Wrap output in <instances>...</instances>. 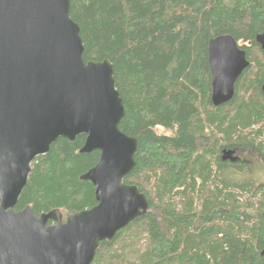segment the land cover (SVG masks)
Here are the masks:
<instances>
[{"label":"trees","instance_id":"trees-1","mask_svg":"<svg viewBox=\"0 0 264 264\" xmlns=\"http://www.w3.org/2000/svg\"><path fill=\"white\" fill-rule=\"evenodd\" d=\"M85 62L108 60L125 114L118 128L137 141L123 183L148 209L99 243L91 264H264V0H69ZM230 35L248 68L233 99L210 101L208 41ZM85 135L57 139L31 163L15 210L63 217L96 205L81 181L99 152L80 154Z\"/></svg>","mask_w":264,"mask_h":264},{"label":"water","instance_id":"water-1","mask_svg":"<svg viewBox=\"0 0 264 264\" xmlns=\"http://www.w3.org/2000/svg\"><path fill=\"white\" fill-rule=\"evenodd\" d=\"M69 7V0H0V264H91L100 242L148 209L145 195L123 183L137 141L118 128L125 110L112 65L84 61ZM255 42L264 52V32ZM207 62L210 101L219 107L233 99L249 63L230 35L208 41ZM80 135V154L99 152L80 176L93 186L96 205L66 217L57 209L39 216L15 210L34 159L57 139ZM234 154L224 151L222 159L235 162Z\"/></svg>","mask_w":264,"mask_h":264},{"label":"rangeland","instance_id":"rangeland-1","mask_svg":"<svg viewBox=\"0 0 264 264\" xmlns=\"http://www.w3.org/2000/svg\"><path fill=\"white\" fill-rule=\"evenodd\" d=\"M234 156L239 157L243 160H248L253 169H258V168H263L264 166H262L263 164H261V161L259 160V158L254 155L252 152H239V153H235ZM262 176V180L264 179V169H263V173H259Z\"/></svg>","mask_w":264,"mask_h":264},{"label":"flooded vegetation","instance_id":"flooded-vegetation-1","mask_svg":"<svg viewBox=\"0 0 264 264\" xmlns=\"http://www.w3.org/2000/svg\"><path fill=\"white\" fill-rule=\"evenodd\" d=\"M257 157H258V156H257ZM238 160H241V161H242L243 159L239 158ZM244 161H248V160H244Z\"/></svg>","mask_w":264,"mask_h":264},{"label":"bare ground","instance_id":"bare-ground-1","mask_svg":"<svg viewBox=\"0 0 264 264\" xmlns=\"http://www.w3.org/2000/svg\"><path fill=\"white\" fill-rule=\"evenodd\" d=\"M260 34H261V33H260ZM258 35H259V34H258ZM256 44H257V43H256ZM245 54H246V53H245ZM248 63H249V62H248ZM245 70H246V69H245ZM245 70H244V71H245Z\"/></svg>","mask_w":264,"mask_h":264}]
</instances>
